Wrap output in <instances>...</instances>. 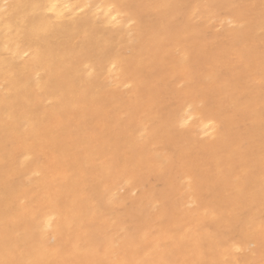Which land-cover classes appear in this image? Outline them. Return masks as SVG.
<instances>
[{
	"label": "bare ground",
	"instance_id": "1",
	"mask_svg": "<svg viewBox=\"0 0 264 264\" xmlns=\"http://www.w3.org/2000/svg\"><path fill=\"white\" fill-rule=\"evenodd\" d=\"M221 23L227 41L208 43ZM0 85V165L18 163L17 187L37 175L39 193L19 207L16 187L0 191V264H48L72 239L88 262L103 246L111 264H235L233 233L264 260V0H0ZM43 148L64 179L47 173ZM152 172L162 189L145 188ZM92 176L110 228L73 235L101 216L84 195ZM122 189L141 196L118 216ZM145 202L161 206L156 220ZM205 217L226 232L200 229Z\"/></svg>",
	"mask_w": 264,
	"mask_h": 264
},
{
	"label": "rangeland",
	"instance_id": "2",
	"mask_svg": "<svg viewBox=\"0 0 264 264\" xmlns=\"http://www.w3.org/2000/svg\"><path fill=\"white\" fill-rule=\"evenodd\" d=\"M227 25H228L227 23H221V24H218L215 27H210L209 28V33H208L209 34L208 36H210V38L208 40V43L209 42H212V43H216L217 44V42L219 40L227 41V38H224V37L220 36V35H222L224 33L225 29L227 28ZM222 27H225V28L223 29ZM214 37H218V39H215ZM257 42L258 43H262L261 40H258ZM216 44H214V45H216ZM61 48H63V47H61ZM126 53L128 54V52H126ZM18 62L19 63H22V60L21 61H18ZM209 84L213 86V84H211V83H209ZM178 85H177L178 88H183V84H181L182 86H178ZM0 86L2 88V85H0ZM127 86H129V85H127ZM105 87L106 88L109 87V88H107V89L105 88L104 89V88L101 87L102 89L100 88V92H102L104 94H108L110 91L115 90L113 88V86L110 88V85L109 86L106 85ZM122 87L123 86H120L118 88V90H116V91L118 92L117 94H122L121 95L122 96L121 100L122 101H126L130 97L131 86H129L127 88L124 87L125 89L122 88ZM200 87H204V83H202V85ZM0 92H2V89H0ZM46 103H49V101L46 102ZM45 106L46 107H49V106H51V103L50 104H47ZM126 119H127V116H126V114L123 111H121V112L118 113L119 124L124 123L126 121ZM108 124H109V122H108L107 118H104L101 121H99L96 126L98 128L104 129V127H106V126L108 127ZM199 138H200V140H207V142H213V139H211V138L208 139L205 136H200ZM0 149H1V146H0ZM0 153H1V156H2V153L3 152L1 150H0ZM55 153H57V152H55V150H51V149H48V148H43L39 152V158H40L41 163L45 167L47 173L50 176H53L56 179L62 180V179H64L67 176L68 173L66 172L65 167H63L61 165H56V158L55 157H56L57 154H55ZM2 162L3 163H1V165H0V169H1V173H0V191H4L5 188L6 187L8 188L9 186L16 187V190L21 194L17 198V201H16L17 202V205L19 207H24L27 204L28 199L25 198V197H21L22 195H24L23 192H26V194L28 196L29 195L30 196L31 195L38 196V194H39L38 193V189L35 187V183L37 182L38 176L35 175V174H32V173H29L27 175L29 181L25 185L23 184V186L17 187V184H16V182H17L16 179L17 178H16L15 173H16V170L17 171L19 170L18 169V163H15V162L10 161L8 159H4ZM94 177L95 176L90 177L89 180H88V182L85 183L82 186H83L84 191H86V192H84V195H86L89 198V200L91 201L90 202V207L93 210L97 211L98 212V215H101V216H95V215H93L88 222L86 221L85 223H82L78 228L73 229L74 230L73 231L74 232L73 235H83V234H85V231H90L91 233H96L98 231H101L102 234L103 233L105 234V233H107V231H109L110 223H109L108 218L106 216L107 214L105 212L106 211L105 210V207L103 208V206H102L103 204H102V202H100L101 204L99 203V205H100L99 206L100 207L99 210L100 209H102V210H100V212H99V210H98V203L96 202L97 199H95L94 198V195H92L93 194L92 193V191H93L92 189H93V186L96 183ZM146 180L147 181H146L145 188L147 190H160L164 186V183H163V181L160 180V177L157 174V172L150 173L148 175V177H146ZM157 182L159 184H157ZM184 182L186 183V181H183V184H184ZM174 183H175V185L178 184L179 183V180L176 179ZM160 186H161V188H160ZM155 187H156V189H155ZM76 188H77V186H76ZM123 192H124V194H123ZM132 192H129L127 189H122V191L121 190L119 191V193H118L119 196L122 198L123 201H125V204H128V205H122V206H116V207H114L113 208V211H114L115 215H118V216L119 215H121V216L123 215L124 216L127 213V211L129 210V206L131 204V200L132 199H138L141 196L140 190H136L137 193L140 192L139 194L132 193ZM125 193H126V196L128 198L125 196ZM130 193H132V194L130 195ZM122 196L125 197V198H123ZM179 196H180L179 198H182V199L184 198L183 199L184 200V204L182 206V211H183L182 213L184 215H186V216H189L190 214H192L193 212H195L196 207H195V205H191L188 202L189 201L188 200L189 198L187 197V194L184 191H182ZM37 203L38 204H34V207L33 208H35L34 211L37 214L41 215V213H43L45 211V209H46V202L44 201V199L41 198ZM187 203H189L190 205L187 204ZM144 205H145V209H148V207L151 206V208L149 207V209H148L149 216H150V221L156 220V218L160 214L159 208L161 206L159 205V203H156V205L154 204L156 206V209H155V207H154L153 204H149L148 202H145ZM152 208L155 209V210H152ZM200 213L203 214V212H200ZM261 214L262 215L261 216L259 215V216L261 217L262 221H264V214H263V212H261ZM125 220L128 222L127 225L129 226V228L131 227V229H133V225L131 224V221L129 220V216L126 217ZM203 220L204 221H202V224L199 227L203 231L205 230V232L211 233L212 229H214L213 231H215V230H217V232L220 231L219 232L220 234H223V233L226 232V229L223 228L222 226L221 227H217V225L215 224V222H216L215 219L205 217ZM41 229H43V228H38V229L37 228H34V230H36L35 232L37 233V235L35 237V241H39L40 240V235H41V233H43L44 236H46V238L48 240V245H49V248H50L53 245V242L50 241V237H48L47 235H45V232H44L45 230L42 231ZM210 229H211V231H210ZM248 230H250V227L248 228ZM155 231H157L156 225H154V226L151 225L149 232H151L152 234H154ZM213 231H212V233H213ZM117 233L119 235L122 234L121 231H117ZM237 234L238 233H233L232 234L230 243L233 244V245H235V247L237 246L238 248H236V249H239V250L235 251L236 250L235 248H229L228 247L227 249L229 250V258L232 259V260H234L235 261V264H237V263L238 264H264V260H260V261L256 262V260H257V253L255 252V250H256L254 248L255 246L254 245L252 246V244H251V240H249V241H247V242H245V243L242 244L241 241H240L241 238H240L239 234L238 235ZM14 240H15V238H14ZM35 241H33V246L34 245L35 246L37 245V242H35ZM160 241H161L162 244H165L164 243L165 239L164 240L160 239ZM65 243H66V245H65ZM246 244L249 245V246H247ZM72 245H73V239H72V243L69 240L68 241H64L63 242V245L61 247L62 248L61 251L63 252L62 257L60 256V257H56L55 259L53 258L52 260H49L48 261V264H111V261L108 259V257L104 256L105 255V249H104L103 246H100L99 248H97V250H99L98 254H100L99 255L100 257H97L98 260L97 259L95 260V259L91 258L90 261L88 262V261H85V260L83 261L81 259H78L76 257V255L74 254L75 252L72 251ZM246 246H247V249L249 248L248 250L245 248ZM144 247H145V249L148 248V244L147 245H144ZM141 248H143V245L141 246ZM250 249H253L252 251H254L255 253L251 252ZM142 255H143V253L141 254V256ZM227 259L228 258H226L224 260H227Z\"/></svg>",
	"mask_w": 264,
	"mask_h": 264
},
{
	"label": "snow or ice",
	"instance_id": "3",
	"mask_svg": "<svg viewBox=\"0 0 264 264\" xmlns=\"http://www.w3.org/2000/svg\"><path fill=\"white\" fill-rule=\"evenodd\" d=\"M237 250H239V249H237Z\"/></svg>",
	"mask_w": 264,
	"mask_h": 264
}]
</instances>
